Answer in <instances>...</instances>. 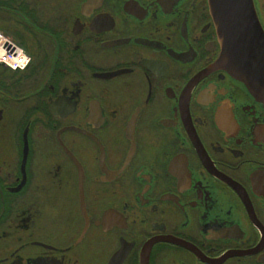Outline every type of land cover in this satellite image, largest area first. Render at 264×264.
I'll list each match as a JSON object with an SVG mask.
<instances>
[{
	"label": "flooded vegetation",
	"instance_id": "1",
	"mask_svg": "<svg viewBox=\"0 0 264 264\" xmlns=\"http://www.w3.org/2000/svg\"><path fill=\"white\" fill-rule=\"evenodd\" d=\"M264 31V0H253ZM0 264H264V96L208 0H0Z\"/></svg>",
	"mask_w": 264,
	"mask_h": 264
},
{
	"label": "water",
	"instance_id": "2",
	"mask_svg": "<svg viewBox=\"0 0 264 264\" xmlns=\"http://www.w3.org/2000/svg\"><path fill=\"white\" fill-rule=\"evenodd\" d=\"M208 1L221 43L219 61L264 96V31L253 0Z\"/></svg>",
	"mask_w": 264,
	"mask_h": 264
},
{
	"label": "built area",
	"instance_id": "3",
	"mask_svg": "<svg viewBox=\"0 0 264 264\" xmlns=\"http://www.w3.org/2000/svg\"><path fill=\"white\" fill-rule=\"evenodd\" d=\"M4 38L11 46L0 47V64H4L12 69H24L29 62V56L25 51L9 38L0 34V39Z\"/></svg>",
	"mask_w": 264,
	"mask_h": 264
},
{
	"label": "bare ground",
	"instance_id": "4",
	"mask_svg": "<svg viewBox=\"0 0 264 264\" xmlns=\"http://www.w3.org/2000/svg\"><path fill=\"white\" fill-rule=\"evenodd\" d=\"M5 46V47H9L11 46L9 42H7V40H5L4 38L0 39V47Z\"/></svg>",
	"mask_w": 264,
	"mask_h": 264
},
{
	"label": "rangeland",
	"instance_id": "5",
	"mask_svg": "<svg viewBox=\"0 0 264 264\" xmlns=\"http://www.w3.org/2000/svg\"><path fill=\"white\" fill-rule=\"evenodd\" d=\"M2 34V33H1Z\"/></svg>",
	"mask_w": 264,
	"mask_h": 264
}]
</instances>
